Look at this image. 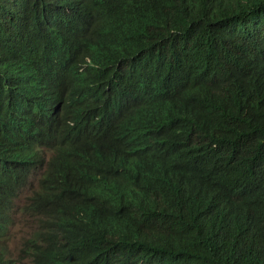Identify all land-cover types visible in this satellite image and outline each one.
<instances>
[{
  "label": "trees",
  "instance_id": "obj_1",
  "mask_svg": "<svg viewBox=\"0 0 264 264\" xmlns=\"http://www.w3.org/2000/svg\"><path fill=\"white\" fill-rule=\"evenodd\" d=\"M19 260L264 264V0H0V264Z\"/></svg>",
  "mask_w": 264,
  "mask_h": 264
},
{
  "label": "rangeland",
  "instance_id": "obj_2",
  "mask_svg": "<svg viewBox=\"0 0 264 264\" xmlns=\"http://www.w3.org/2000/svg\"><path fill=\"white\" fill-rule=\"evenodd\" d=\"M38 176V171L32 169L31 170V183L29 188H27L24 192L19 193L16 197V208L14 211V217L18 218L15 220L14 227H11L7 239L5 240V243H7L10 247V250L12 251L13 255H16L19 251V248L21 247V239L25 236H28V234L32 230V222L30 220V217L27 215H21V212L19 210L20 206L24 205V203L27 200V197L32 195L33 191L36 190V188L39 186V180L36 179ZM26 260H23L22 262L19 260L16 264H25Z\"/></svg>",
  "mask_w": 264,
  "mask_h": 264
},
{
  "label": "clouds",
  "instance_id": "obj_3",
  "mask_svg": "<svg viewBox=\"0 0 264 264\" xmlns=\"http://www.w3.org/2000/svg\"><path fill=\"white\" fill-rule=\"evenodd\" d=\"M29 188V187H28ZM39 188V186L36 188V189H38ZM26 190V189H25ZM24 190V191H25ZM23 191V192H24ZM34 192V191H33ZM32 195H33V193H32ZM32 195H30V196H28L27 197V200H26V202L24 203V205H22V206H20V208H19V210H20V212H21V215H27L28 216V214H29V212H26V211H24L23 210V207L25 206V205H27L28 206V204L30 203V201H31V197H32ZM16 201L17 200H15V202H14V207L12 208V209H6V212L14 219V222L10 225V227H9V229L8 230H6V234H8V232H9V230H10V228L11 227H14V223H15V220H17L18 218H15L14 217V211H15V208H16ZM26 237V236H25ZM28 237V236H27ZM24 238V237H23ZM23 238L21 239V243H22V240H23ZM6 239H7V237H6ZM21 246H22V244H21Z\"/></svg>",
  "mask_w": 264,
  "mask_h": 264
}]
</instances>
